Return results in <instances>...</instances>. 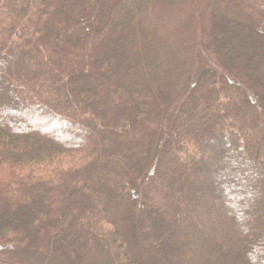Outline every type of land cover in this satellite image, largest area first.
I'll return each instance as SVG.
<instances>
[{
	"label": "trees",
	"instance_id": "16d2710c",
	"mask_svg": "<svg viewBox=\"0 0 264 264\" xmlns=\"http://www.w3.org/2000/svg\"><path fill=\"white\" fill-rule=\"evenodd\" d=\"M201 1L0 0V264H264V0Z\"/></svg>",
	"mask_w": 264,
	"mask_h": 264
},
{
	"label": "rangeland",
	"instance_id": "374dc122",
	"mask_svg": "<svg viewBox=\"0 0 264 264\" xmlns=\"http://www.w3.org/2000/svg\"><path fill=\"white\" fill-rule=\"evenodd\" d=\"M206 2L207 0H202L200 7L205 15V22L212 13V8ZM187 12L181 7H171L168 1H159L153 3L146 16L140 18V27L145 33H148L150 36L148 39L154 44L155 50L161 51L162 55L161 60L157 63L151 58L155 67L152 70H146L149 75L148 79H157L162 87H168L169 90L185 83L186 71L190 65V59H185V55H183L192 31V23ZM172 54H175L174 60H172ZM69 121L72 122V120ZM59 132L56 130L54 133L59 134Z\"/></svg>",
	"mask_w": 264,
	"mask_h": 264
}]
</instances>
